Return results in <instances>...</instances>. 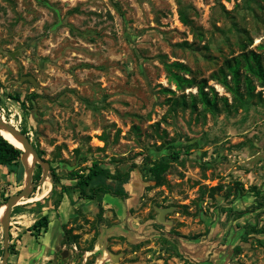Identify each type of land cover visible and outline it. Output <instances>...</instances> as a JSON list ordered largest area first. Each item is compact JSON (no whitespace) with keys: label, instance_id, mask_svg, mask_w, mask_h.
Instances as JSON below:
<instances>
[{"label":"rangeland","instance_id":"1","mask_svg":"<svg viewBox=\"0 0 264 264\" xmlns=\"http://www.w3.org/2000/svg\"><path fill=\"white\" fill-rule=\"evenodd\" d=\"M179 7L193 26L179 21ZM263 39L264 0H0V115L49 164L45 180L10 210L8 248L44 213L55 235L66 195L63 224L77 237L73 249L60 244L54 264H114L107 252L119 264H264V231L240 240L245 225L264 230V101L255 96L215 112L198 100L192 107L196 87L176 89L164 67L180 61L208 77L242 44L262 51ZM207 84L231 102L222 85ZM252 84L264 98V85ZM175 149L165 183L152 185L151 162ZM95 159L110 171L135 165L127 198L104 195L99 211L96 199L52 189L51 168L58 189L74 183L70 170L87 171ZM19 162V175L0 164V204L24 184ZM38 169L41 177L36 161L35 183ZM217 183L223 189L211 198L205 187ZM29 237L23 244L37 247ZM2 248L0 223V263Z\"/></svg>","mask_w":264,"mask_h":264},{"label":"trees","instance_id":"2","mask_svg":"<svg viewBox=\"0 0 264 264\" xmlns=\"http://www.w3.org/2000/svg\"><path fill=\"white\" fill-rule=\"evenodd\" d=\"M178 19L181 23L187 26H193L191 19L188 18L182 7L177 10ZM246 44L241 45L242 51L229 58H225L222 65L216 70L212 71L208 77H196L191 70L180 61H173L170 63L164 62L166 71V77L168 81H172L175 88L183 91L187 87H196V94L191 96V106H195V100L201 103L203 110L211 112L219 111L222 109L230 110L237 109L240 106L245 105L248 102V98L258 96V99L263 100L260 93H254V86L252 80L257 79L261 85H264V39L257 45L262 51L255 49H245ZM182 72V73H181ZM189 76H185V74ZM209 79L214 80L216 83L222 85L232 96L231 102H227L225 96H217L215 92L209 94L208 91L204 90L205 87L213 90L212 86L207 84ZM164 91L173 93L174 90L170 88H164ZM176 100V99H175ZM177 101V100H176ZM218 101L221 104L218 105ZM177 103V102H175ZM185 104L184 100L181 101ZM134 127V126H133ZM137 129V127H135ZM28 136V135H27ZM103 134L100 138H104ZM33 145V143L31 142ZM35 148V146L33 145ZM36 149V148H35ZM37 150V149H36ZM22 150L10 143L0 134V164L7 166L10 171L15 172L19 175L22 171V167L19 162L20 154ZM179 150L175 149L166 154H163L151 162L148 167V172L151 175V180L154 186H159L165 183L164 174L170 167L173 161L178 159ZM40 168L39 164H36ZM135 165L131 164L124 171L115 169L110 171L108 167L100 164L96 159L91 162L90 167L87 171H79L77 169L70 170L67 173L68 178L74 179V183L71 185L62 184L57 189V175L53 168L50 170L51 186L53 190L58 191L60 194L67 190H73L78 193V197L96 199L99 211L102 210L101 200L104 195H110L116 198L125 199L128 197V191L125 188V183H128L134 172ZM40 177V169L33 173V179L38 180ZM235 190H238L240 183L235 182ZM239 185V187L237 186ZM205 187V186H204ZM202 188V186H201ZM230 186L225 191V195L231 193ZM223 189L221 183L205 187L206 192L211 198L215 197V193ZM60 196L52 201L53 207L56 208L60 202ZM99 213V212H98ZM49 222L47 214L38 216L29 226L28 230L32 231L34 235H39L41 231H45ZM62 228V242L66 247L71 246L77 235L71 232L70 228H66L65 225L61 224ZM244 234L241 235L240 240L246 241L249 234H257L263 232V228L254 225H245ZM10 238V233H9ZM3 249V248H2ZM240 245L236 244L234 250H239ZM9 253L14 252V248L9 246Z\"/></svg>","mask_w":264,"mask_h":264},{"label":"water","instance_id":"3","mask_svg":"<svg viewBox=\"0 0 264 264\" xmlns=\"http://www.w3.org/2000/svg\"><path fill=\"white\" fill-rule=\"evenodd\" d=\"M22 79H28L30 82L35 83V79L31 75L22 76ZM0 129H4L7 132H9L16 140H18L22 144V147H19V148L22 150V153L20 154V159H21L22 166L24 169V184L22 188L18 192L10 195L7 201L3 203L4 210H3V215L0 219V223L2 225V233H3V253H2L0 264H6L7 256L9 254L8 252L9 232L8 230H9L10 210L12 206L15 205L21 198L27 197L33 187L38 186L45 180V178L47 177V172L49 171V164L39 157L36 149L31 144L30 138L25 133H22L16 127H14L10 123L3 120L1 118V115H0ZM27 155H30L32 158L30 165L27 164ZM36 161L42 164L44 167L41 177L37 183L33 182L32 180V168H33L34 162ZM50 183H51V177H50ZM164 211H165L164 208H158V213L160 216L162 215ZM107 255L114 264H119L118 254L107 252Z\"/></svg>","mask_w":264,"mask_h":264},{"label":"crops","instance_id":"4","mask_svg":"<svg viewBox=\"0 0 264 264\" xmlns=\"http://www.w3.org/2000/svg\"><path fill=\"white\" fill-rule=\"evenodd\" d=\"M36 202L37 201H34L32 204H36ZM69 206V200L65 195L64 199L61 201L57 215L55 216V218H53L57 220V230L55 235H50V233L47 232L48 225L51 221L50 216H48L49 222L46 230L41 231V234L39 235H34L32 231L27 229L30 224L21 227L20 233H17L18 238L16 240V244L14 245L15 251L8 254L6 264H45L47 262L54 264L53 261L56 260V251L59 248L60 244L62 245V229L60 228V224L66 222L69 214ZM37 217H35L33 220H35ZM25 235H29L30 239L34 237L35 241H37L38 246L36 247V245L33 244L24 245L22 239ZM73 248L74 246L72 247V249ZM44 258H46V260H44ZM41 259L44 260L42 263L39 262Z\"/></svg>","mask_w":264,"mask_h":264},{"label":"bare ground","instance_id":"5","mask_svg":"<svg viewBox=\"0 0 264 264\" xmlns=\"http://www.w3.org/2000/svg\"><path fill=\"white\" fill-rule=\"evenodd\" d=\"M0 133H1V134H2L7 140H9L10 143L14 144V145L17 146V147H22V144H21L18 140H16V139H15V138H14L9 132H7L6 130H4V129H0ZM28 156H29V158L27 159V164L30 165L32 158H31L30 155H28ZM47 180H48V179H47ZM47 191H48V190H45L44 192L38 194V195L35 196V197H37L38 199H40L41 197H43V196L46 194ZM3 210H4V204L2 203V204H0V219H1L2 215H3Z\"/></svg>","mask_w":264,"mask_h":264},{"label":"flooded vegetation","instance_id":"6","mask_svg":"<svg viewBox=\"0 0 264 264\" xmlns=\"http://www.w3.org/2000/svg\"><path fill=\"white\" fill-rule=\"evenodd\" d=\"M52 187V186H51ZM108 195V194H107ZM113 197V196H112ZM120 199V198H119ZM120 200H123V199H120ZM45 214H47V213H45ZM43 215V214H42ZM62 229V228H61ZM62 244H63V242H62ZM74 246V243L71 245V246H69V247H73Z\"/></svg>","mask_w":264,"mask_h":264}]
</instances>
